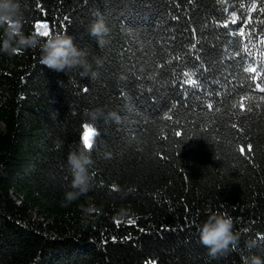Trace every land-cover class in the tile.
<instances>
[{
    "label": "trees",
    "instance_id": "trees-1",
    "mask_svg": "<svg viewBox=\"0 0 264 264\" xmlns=\"http://www.w3.org/2000/svg\"><path fill=\"white\" fill-rule=\"evenodd\" d=\"M19 2L26 34L66 30L97 75L0 56V264H240L210 260L194 225L211 209L264 234V0ZM97 107L121 121H97L92 190L65 207Z\"/></svg>",
    "mask_w": 264,
    "mask_h": 264
},
{
    "label": "clouds",
    "instance_id": "clouds-1",
    "mask_svg": "<svg viewBox=\"0 0 264 264\" xmlns=\"http://www.w3.org/2000/svg\"><path fill=\"white\" fill-rule=\"evenodd\" d=\"M88 33L103 47L109 28L104 19L98 17L89 25ZM36 50L39 51V64L50 70L63 73L78 71L81 77L96 78L97 73L87 60V50L79 49L66 30L49 31L43 38L36 32L26 34L19 0H0V56L12 58ZM96 64L99 66L101 61L97 59ZM99 120L119 124L121 117L116 111H106L103 107L84 110V126L91 132L78 148L69 150L67 154L66 167L70 182L63 193L65 207L87 196L92 190L93 176L90 169L95 163L92 152L96 146L94 137L99 134L96 128ZM104 156L110 158L109 153ZM111 191L123 193L122 198L128 194L119 185H113ZM81 211L87 218L99 210L94 206L82 205ZM205 216L194 227L198 242L207 250L206 255L210 260H220L235 254L239 256L240 264H264V255L256 252L264 248V234L242 240V233L236 229V222L228 212L209 209Z\"/></svg>",
    "mask_w": 264,
    "mask_h": 264
},
{
    "label": "water",
    "instance_id": "water-1",
    "mask_svg": "<svg viewBox=\"0 0 264 264\" xmlns=\"http://www.w3.org/2000/svg\"><path fill=\"white\" fill-rule=\"evenodd\" d=\"M90 132H91V130L88 129L87 132L84 135V141H85L86 137L90 134Z\"/></svg>",
    "mask_w": 264,
    "mask_h": 264
}]
</instances>
